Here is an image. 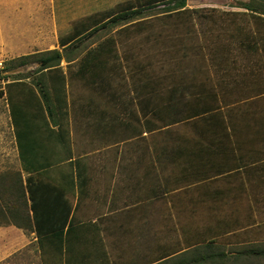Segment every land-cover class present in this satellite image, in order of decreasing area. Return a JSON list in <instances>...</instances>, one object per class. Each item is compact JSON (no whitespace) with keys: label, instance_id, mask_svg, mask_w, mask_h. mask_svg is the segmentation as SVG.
I'll list each match as a JSON object with an SVG mask.
<instances>
[{"label":"crops","instance_id":"1","mask_svg":"<svg viewBox=\"0 0 264 264\" xmlns=\"http://www.w3.org/2000/svg\"><path fill=\"white\" fill-rule=\"evenodd\" d=\"M164 1L0 0V58L57 49L62 59H86L70 72L75 83L65 80L67 114L49 115L34 83L3 82L0 174L19 173L29 186L32 225L0 219V264H156L157 249L208 241L225 251L264 248V158L236 154L231 130L175 129L205 111L162 122L154 85L113 60L139 52L134 11ZM69 88L85 90L83 99ZM10 180L17 179H2ZM256 181L260 194L250 192ZM166 231L179 241L157 243Z\"/></svg>","mask_w":264,"mask_h":264},{"label":"rangeland","instance_id":"2","mask_svg":"<svg viewBox=\"0 0 264 264\" xmlns=\"http://www.w3.org/2000/svg\"><path fill=\"white\" fill-rule=\"evenodd\" d=\"M187 3L189 6L183 11L167 10V3L143 10L138 54L132 59L113 60L137 68L139 81L148 79L154 85L155 101L162 105H157L162 122L184 120L193 113L207 111L175 129L216 133L231 130L236 154L244 157L246 153L255 160L264 158V14L260 13L264 0H187ZM10 59L0 58V90L3 91L4 77H21L29 83L49 82L46 72L38 70V63L18 67V73L6 72ZM66 59L60 61V66L65 80L72 84L75 82L70 72L86 59ZM69 92L72 98L83 99L85 90L69 88ZM5 104L4 98H0L2 126L8 116ZM74 107L81 109L72 103L71 108ZM214 107L215 110L208 111ZM218 108L225 116L222 112L221 116H213L212 112ZM226 140L222 138V144ZM6 161L11 167L17 166L15 155L10 154ZM251 185V193H262L259 182ZM160 206L157 203V208ZM244 211V207L239 209L241 215ZM202 219H193L192 223ZM177 239L178 233H157V243H173ZM164 252L168 251L157 249V258Z\"/></svg>","mask_w":264,"mask_h":264},{"label":"trees","instance_id":"3","mask_svg":"<svg viewBox=\"0 0 264 264\" xmlns=\"http://www.w3.org/2000/svg\"><path fill=\"white\" fill-rule=\"evenodd\" d=\"M163 3L168 4L167 10L183 11L185 10V8L183 7L185 6L186 0H165ZM155 5L157 4L148 5L147 8H151ZM163 6L165 5L163 4ZM250 9H252V7H250ZM142 11L143 9L134 11V14H141ZM253 12L259 14L257 13V11ZM260 13L264 14V9ZM126 15L127 13H123L121 15H117V18L122 16L126 17ZM62 58L63 56L59 50L50 49L47 51L32 53L26 56L10 59L7 66V69H13L15 67L24 66L30 63H38V70L40 72H46L47 77H49V83L53 84V89H49L47 83H42L41 80H37L34 84L37 89L38 95L44 102L46 111L49 115L54 113H66L65 108L67 95L65 94V75L62 73V68L60 66V61L62 60ZM65 59L66 61H70L68 57H65ZM53 73L57 74L53 75ZM19 79L22 78H12L13 81H17ZM51 91L54 93L53 96H51ZM216 92L218 91L216 90ZM244 101H246V99L241 100V102ZM227 106H229V103L227 104ZM215 109L216 108L214 107L212 109H209L208 111ZM212 114L213 116H221V114L225 116L222 110H218L217 112L213 111ZM2 179L17 180H10L5 182L2 181ZM0 181H2V183L4 182L0 187V200L4 204V206L0 204V219H2L4 222L12 221L13 223L21 225L23 227L31 226L32 221L29 215V208L26 203V189L28 191L29 188L27 183L26 185L22 183V179L19 173L17 178L0 174ZM29 196L31 199L30 192ZM14 198L18 200V204L21 205V208H16L17 210H15V207L10 206L8 203L9 200L10 203L14 205V203H12V199ZM248 246L241 249L237 248L235 250L225 251V249L216 241H208L182 252H164L162 256L157 258L156 264H260L261 261L264 260V248L254 245ZM170 254L174 255L170 256Z\"/></svg>","mask_w":264,"mask_h":264}]
</instances>
